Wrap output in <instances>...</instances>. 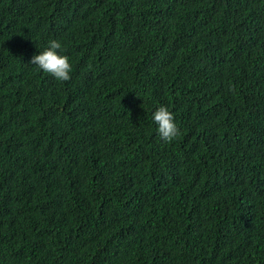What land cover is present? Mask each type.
I'll return each mask as SVG.
<instances>
[{"label":"trees","instance_id":"16d2710c","mask_svg":"<svg viewBox=\"0 0 264 264\" xmlns=\"http://www.w3.org/2000/svg\"><path fill=\"white\" fill-rule=\"evenodd\" d=\"M0 264H264V0H0Z\"/></svg>","mask_w":264,"mask_h":264},{"label":"clouds","instance_id":"9594fccd","mask_svg":"<svg viewBox=\"0 0 264 264\" xmlns=\"http://www.w3.org/2000/svg\"><path fill=\"white\" fill-rule=\"evenodd\" d=\"M61 49L62 45L59 41L49 40L47 47L38 55H34L30 64L51 74L57 81H69L71 79L72 64L68 55L61 54L58 51ZM152 118L158 125L157 131L162 140L172 142L181 134L175 115L167 106H159L154 111Z\"/></svg>","mask_w":264,"mask_h":264}]
</instances>
